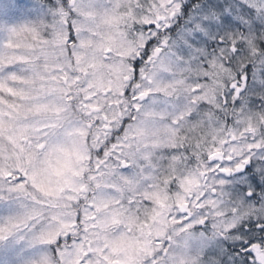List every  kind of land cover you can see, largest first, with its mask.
Segmentation results:
<instances>
[{"label": "snow or ice", "instance_id": "6c2138e0", "mask_svg": "<svg viewBox=\"0 0 264 264\" xmlns=\"http://www.w3.org/2000/svg\"><path fill=\"white\" fill-rule=\"evenodd\" d=\"M0 264H264V0H0Z\"/></svg>", "mask_w": 264, "mask_h": 264}]
</instances>
